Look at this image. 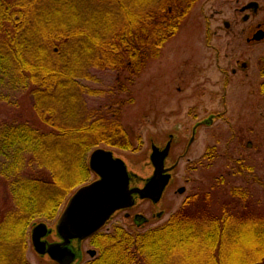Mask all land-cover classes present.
Here are the masks:
<instances>
[{"label":"trees","instance_id":"1","mask_svg":"<svg viewBox=\"0 0 264 264\" xmlns=\"http://www.w3.org/2000/svg\"><path fill=\"white\" fill-rule=\"evenodd\" d=\"M198 1L0 0V104L13 112L0 117V264H29L27 229L55 217L90 173L91 151L128 147L125 104L90 108L87 99L100 91L81 81L92 70L138 78ZM23 94L34 121L18 110ZM231 160L234 177L264 189L248 175L252 167ZM224 183L189 194L160 227L92 235L99 252L85 264H264V201Z\"/></svg>","mask_w":264,"mask_h":264},{"label":"rangeland","instance_id":"2","mask_svg":"<svg viewBox=\"0 0 264 264\" xmlns=\"http://www.w3.org/2000/svg\"><path fill=\"white\" fill-rule=\"evenodd\" d=\"M248 1L251 0H199L181 21L161 58L149 64L138 78L129 81L125 73L92 70V80L81 81L89 89L100 91L87 99L90 108L114 100L125 104L120 122L127 134L128 147L98 148L110 150L124 160L132 174V185L142 186L152 173L151 146L162 148L170 135L176 136L165 166L178 159L177 165L159 203L137 201L132 208L116 213L98 233L111 234L116 228L140 233L160 227L174 216L189 194L206 190L221 177L225 185L247 186L250 193L255 192L264 201V189L259 182L245 185L234 177L231 168V159L242 160L252 167V174L249 171L248 175L264 183V93L260 87L264 78L256 75V64L264 57V40L246 46L240 34L249 23L242 22L239 6ZM254 1L259 7L256 13H249L252 21L264 22V0ZM225 22L229 27L224 26ZM237 61L249 63V69L232 75L230 70L237 68ZM111 86L121 92H109ZM17 100L19 112L34 121L28 95L23 94ZM211 115L216 116L213 124L200 126L188 144L192 127ZM12 116L13 112L0 104V117ZM205 152L207 156L203 157ZM85 179L68 194L52 220L38 219L33 224L43 222L48 228L55 227L69 197L96 176L89 173ZM181 187L185 190L179 194L177 190ZM136 215L143 220L137 222ZM134 220L142 223L136 224ZM31 227L27 229L26 260L29 264H55L32 249ZM46 239L57 240L54 233ZM87 250H94L95 255H87ZM98 252L88 238L82 243L80 264L96 258Z\"/></svg>","mask_w":264,"mask_h":264},{"label":"water","instance_id":"3","mask_svg":"<svg viewBox=\"0 0 264 264\" xmlns=\"http://www.w3.org/2000/svg\"><path fill=\"white\" fill-rule=\"evenodd\" d=\"M256 7V3H250L243 10L250 8L255 10ZM254 38L260 40L262 32L259 31ZM215 117L211 115L204 121L197 122L192 127L188 144L192 143L197 129L202 125H212ZM173 138L175 141L176 136L170 135L169 140L162 148L155 145L151 146L149 163L152 167V173L145 179L142 186L132 185V174L129 172L126 163L120 157L114 156L112 151L103 148H96L91 151L87 165L90 173L94 174L96 179L79 187L69 197L55 223V227L48 228L43 222L32 225L29 242L34 252L40 257H47L55 264H80L83 258L82 243L98 233L116 213L132 208L137 201L147 200L153 205L159 203L177 165L175 162L165 166ZM98 153L108 157L116 166V175L109 177L107 184L105 177L101 176L94 167L95 157ZM100 186H104L105 190L109 192L115 186V194L100 196ZM184 190L181 187L177 192L182 194ZM85 205L89 206L87 213L82 211ZM157 216L160 217L159 214ZM136 218L143 220L141 215L134 217L138 222L139 220ZM136 221V224L142 223ZM52 233L55 234L57 240L49 243L46 238ZM89 254L93 257L95 251L91 250Z\"/></svg>","mask_w":264,"mask_h":264},{"label":"flooded vegetation","instance_id":"4","mask_svg":"<svg viewBox=\"0 0 264 264\" xmlns=\"http://www.w3.org/2000/svg\"><path fill=\"white\" fill-rule=\"evenodd\" d=\"M241 1H243V0H241ZM250 3H256L257 4L256 9L253 10V8H250V9H244L243 10V8L246 7L247 5H249ZM258 7H259L258 2L254 1V0L248 1L247 3H242L239 6V13L241 14L242 22L243 23H247V22L249 23L248 27L245 28V29H242V31L240 32V34L243 35V38L245 40V45L246 46H250V45H253V44H256V43H260V42H262L264 40V22H257V23L253 22L252 21V16L249 14L250 12L251 13H256L257 10H258ZM225 23H227V22H225ZM225 23H224V26H225ZM225 27L226 28L229 27V24L227 23V26H225ZM259 31L262 32V38L260 40H255L254 37L256 36V34ZM236 67L237 68H232L230 70L232 75H236L239 72H246L249 69V63H246L244 61L243 62L237 61ZM256 75L259 78H264V57L259 59V61L256 64ZM263 84H264V82L260 85V87ZM177 161H178V159H176L174 161V163L177 162ZM148 202H150V201H148ZM136 219L139 220V218H136ZM47 242L52 243L53 241H47ZM85 253L90 256L89 250H87ZM82 261H83V258H82Z\"/></svg>","mask_w":264,"mask_h":264},{"label":"snow or ice","instance_id":"5","mask_svg":"<svg viewBox=\"0 0 264 264\" xmlns=\"http://www.w3.org/2000/svg\"><path fill=\"white\" fill-rule=\"evenodd\" d=\"M94 167L96 171L101 175L105 177V183H108L109 177H114L116 175V166L111 162V160L102 155L97 154L95 157ZM115 186L112 187L111 192L106 191L104 186H100V196L109 195V194H115ZM83 212L87 213L89 211V206L85 205L82 209Z\"/></svg>","mask_w":264,"mask_h":264}]
</instances>
